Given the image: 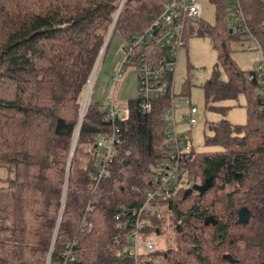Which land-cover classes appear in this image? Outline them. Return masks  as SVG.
I'll return each instance as SVG.
<instances>
[{"label": "trees", "instance_id": "trees-1", "mask_svg": "<svg viewBox=\"0 0 264 264\" xmlns=\"http://www.w3.org/2000/svg\"><path fill=\"white\" fill-rule=\"evenodd\" d=\"M120 1L0 0V264H133L134 212L167 160L169 98L153 99L143 114L138 94L127 117L113 120L110 102L90 97L81 121V102L111 27V37L118 32L129 44L167 0H125L116 18ZM210 1L215 24L202 17L188 24L185 47L194 31L211 37L217 64L202 87L206 109L243 95L247 122L211 125L205 144L217 149L192 148L179 173L182 187L154 205L158 214L143 213L142 236L156 248L140 255V264L153 256L164 264H264V88L257 69L241 70L231 59V41L245 36L264 60V2H242L246 26L238 27L225 0ZM115 129L119 143L109 161L98 136L110 138ZM103 170L107 177L97 182ZM209 178L203 195L183 199ZM243 207L246 225L237 224ZM207 217L216 224L205 225ZM169 232L180 244L171 240L160 251L156 239Z\"/></svg>", "mask_w": 264, "mask_h": 264}, {"label": "built area", "instance_id": "built-area-1", "mask_svg": "<svg viewBox=\"0 0 264 264\" xmlns=\"http://www.w3.org/2000/svg\"><path fill=\"white\" fill-rule=\"evenodd\" d=\"M244 1L247 0H231L228 8L231 18L238 27L246 26L242 9V2ZM260 1L264 2V0ZM202 12V6L196 0H167L152 24L126 45L125 56L119 68L118 76L114 78L116 83L125 65L136 70L140 97L139 110L143 114L151 112V101L153 99L165 96L169 98V103L164 112L163 126L167 160L152 175L151 188L145 194V201L134 212L135 219L132 223L133 235L131 237L132 253L130 255L133 264H140V255L152 253L156 248L152 238L142 236L141 232L146 227L142 220L143 213L148 211L152 215L158 214V209L154 205L176 194L182 187L181 181L183 182V180L180 181L179 175L182 171L181 166L188 161L190 162L193 158L191 156V137L187 132H181L177 121L176 108L179 106L187 107V111L181 119V122L187 127L194 126L197 123L198 110L190 105L188 100H180L175 103L174 76L180 51L185 47V30L188 24L201 19ZM248 50H251V48H248ZM257 70L259 71L258 82L264 88V60H262ZM88 101L89 98L85 93L81 102V116L86 111ZM109 111L110 120L118 118L116 101H110ZM121 111L124 118H126L128 108L122 107ZM116 133L117 129L114 130L110 138L98 136L97 147L103 151L106 160L109 161L114 155V145L119 143V137ZM103 177H107L104 170L95 179L98 182ZM69 255L70 251H66L65 256L69 257ZM117 256H120V254H117Z\"/></svg>", "mask_w": 264, "mask_h": 264}, {"label": "rangeland", "instance_id": "rangeland-1", "mask_svg": "<svg viewBox=\"0 0 264 264\" xmlns=\"http://www.w3.org/2000/svg\"><path fill=\"white\" fill-rule=\"evenodd\" d=\"M202 6V20L209 25L215 24V6L210 0H196ZM230 0H225V8H229ZM111 37V36H110ZM126 42L122 36L115 32L107 48L96 61L91 89L88 98L93 101L108 104L111 100H134L138 97L137 72L133 67H123L120 78L114 83V78L118 76L119 68L124 59ZM252 47V51H248ZM231 59L241 70H255L262 62L259 49H256L254 41L245 36L237 37L231 41ZM101 57V58H100ZM99 62V63H98ZM217 54L212 47L211 37L207 33H197L194 31L187 39L186 47L180 51L177 67L174 76L175 103L180 100H188L190 105L198 110L196 115L197 123L187 127L181 122L182 115L187 111L186 106L176 108L177 121L181 132H187L191 137V145L195 152H212L217 148L207 146L205 137L212 135L210 126L220 120H227L233 125H244L247 122L246 97L239 95L235 100H226L215 104L216 110H207L203 84L207 82L216 68ZM98 65V66H97ZM222 78L224 71L220 69ZM189 80V82H188ZM188 83V86H185ZM87 89V88H86ZM87 93L86 90L84 94ZM256 94L263 93V89H258ZM157 247L160 251H166L171 240L180 244L178 236L172 232L156 239ZM182 245V244H181ZM153 264H164L160 256L152 257Z\"/></svg>", "mask_w": 264, "mask_h": 264}, {"label": "water", "instance_id": "water-1", "mask_svg": "<svg viewBox=\"0 0 264 264\" xmlns=\"http://www.w3.org/2000/svg\"><path fill=\"white\" fill-rule=\"evenodd\" d=\"M123 4H124V2H121L120 3V5H119V7H118V12H117V15H116V18H117V16L119 15V12H120V10H121V8H122V6H123ZM112 29H113V26L111 27V30L109 31V34H108V37H107V40H106V42H105V45H104V47H103V49L106 47V43L108 42V39H109V37H110V35H111V32H112ZM102 49V52L104 51ZM101 52V53H102ZM95 68H96V64H95ZM95 68H94V70H93V73H94V71H95ZM93 73H92V75H93ZM93 76H91V78H92ZM82 118H83V116H80V120L82 121ZM76 137H75V139L77 138V134L75 135ZM75 142H76V140H75ZM75 142H74V145H75ZM96 148V147H95ZM73 149H74V146H73ZM72 149V150H73ZM71 155H72V152H71ZM211 186H212V178H209V179H207L205 182H204V184H202V185H194L191 189H188L185 193H184V197H183V199L185 200L188 196H190L193 192H197V193H199V195H203L207 190H209L210 188H211ZM249 219H250V212H249V210L248 209H246V208H241L239 211H238V220H237V224H241V225H246L248 222H249ZM209 224H212V225H215L216 224V222H215V220L212 218V217H207L206 219H205V225H209ZM225 260H228V261H230V262H232V263H234L235 262V260L230 256V255H226V256H224L223 257Z\"/></svg>", "mask_w": 264, "mask_h": 264}, {"label": "crops", "instance_id": "crops-1", "mask_svg": "<svg viewBox=\"0 0 264 264\" xmlns=\"http://www.w3.org/2000/svg\"><path fill=\"white\" fill-rule=\"evenodd\" d=\"M121 2H123V0H121L120 1V3ZM128 102H129V100L127 101V100H120V101H116V106H117V108H118V114L119 115H122V111H121V109H122V107H128ZM152 264H153V262H152Z\"/></svg>", "mask_w": 264, "mask_h": 264}, {"label": "bare ground", "instance_id": "bare-ground-1", "mask_svg": "<svg viewBox=\"0 0 264 264\" xmlns=\"http://www.w3.org/2000/svg\"><path fill=\"white\" fill-rule=\"evenodd\" d=\"M91 80H92V78L90 79V83H89V86H88V89H87V93H86L87 96L89 95L90 85H91ZM90 92H91V91H90ZM82 114H83V113H82Z\"/></svg>", "mask_w": 264, "mask_h": 264}]
</instances>
